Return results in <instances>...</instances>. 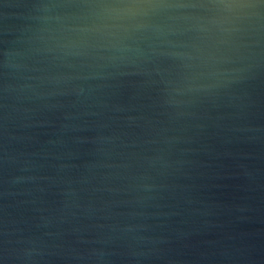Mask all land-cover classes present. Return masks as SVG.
<instances>
[{
  "label": "clouds",
  "instance_id": "obj_1",
  "mask_svg": "<svg viewBox=\"0 0 264 264\" xmlns=\"http://www.w3.org/2000/svg\"><path fill=\"white\" fill-rule=\"evenodd\" d=\"M24 7L0 39V264L162 257L172 239L163 218L174 214L165 209L189 199L181 180L210 112L230 108L229 130L264 143L247 90L264 74V0Z\"/></svg>",
  "mask_w": 264,
  "mask_h": 264
},
{
  "label": "water",
  "instance_id": "obj_2",
  "mask_svg": "<svg viewBox=\"0 0 264 264\" xmlns=\"http://www.w3.org/2000/svg\"><path fill=\"white\" fill-rule=\"evenodd\" d=\"M29 0H0V39H7L21 23L20 14ZM215 35L227 39L228 33ZM213 49L226 52L229 45L210 41ZM251 99L249 121L264 126V74L248 87ZM132 87L122 89L120 99L128 103ZM227 107L214 109L206 119V133L197 137L189 153L194 161L186 195L165 209L174 214L163 218V231L172 237L162 257L147 264H264V143L248 142L231 132ZM41 140L50 130L37 129ZM55 199L50 196L49 200ZM2 247V244H0ZM242 249L243 260L228 258ZM57 264H63L58 261ZM116 264H123L119 259Z\"/></svg>",
  "mask_w": 264,
  "mask_h": 264
}]
</instances>
